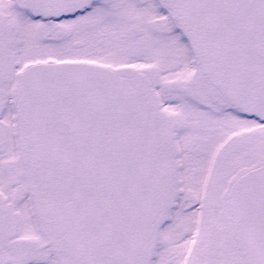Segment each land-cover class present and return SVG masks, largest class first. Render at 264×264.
Segmentation results:
<instances>
[{
	"label": "snow or ice",
	"instance_id": "6c2138e0",
	"mask_svg": "<svg viewBox=\"0 0 264 264\" xmlns=\"http://www.w3.org/2000/svg\"><path fill=\"white\" fill-rule=\"evenodd\" d=\"M0 264H264V0H0Z\"/></svg>",
	"mask_w": 264,
	"mask_h": 264
}]
</instances>
